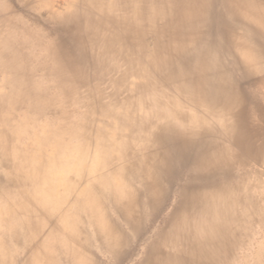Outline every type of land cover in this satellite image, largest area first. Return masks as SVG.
<instances>
[{"label": "bare ground", "instance_id": "1", "mask_svg": "<svg viewBox=\"0 0 264 264\" xmlns=\"http://www.w3.org/2000/svg\"><path fill=\"white\" fill-rule=\"evenodd\" d=\"M72 8L60 22L69 46L71 33L112 83L99 96L110 124L45 132L48 144L3 136L10 187L0 191V264H101L98 251L119 264L147 233L139 264H253L264 231L251 199L264 185V0ZM15 21L0 3V65L18 73L8 43ZM46 50L54 70L70 71V56L63 65L57 48ZM69 80L62 76L64 89Z\"/></svg>", "mask_w": 264, "mask_h": 264}, {"label": "rangeland", "instance_id": "2", "mask_svg": "<svg viewBox=\"0 0 264 264\" xmlns=\"http://www.w3.org/2000/svg\"><path fill=\"white\" fill-rule=\"evenodd\" d=\"M43 2L45 5L43 3L41 8L34 9L31 8L32 1L25 3L21 0H0L2 7L8 9L16 18V31L15 34L12 33L8 43L15 51L13 57L15 65L21 66V71L17 73L14 69L0 65V101L10 99L0 104V191L10 187L5 181L10 169L8 165L2 163L6 157V151L1 143L4 135L13 133L12 136L15 138L30 137L32 142L28 143L33 145L41 141L48 144L44 137L45 132L61 134L72 128L78 129L77 127L85 121L95 122L96 127L110 124V119L104 118L99 96L103 91L110 94L113 91L112 83L106 80L105 75L95 72L92 61L82 55L80 45L72 39L71 33L69 46V34L60 22L69 13L72 15L73 3L79 5L82 0ZM46 4H49L50 8H47ZM51 9L57 13V19H49ZM25 31L27 37L23 42L20 36ZM35 42H38L37 47H34ZM147 43L153 49L157 44L156 35L151 34ZM49 45L58 49L57 56L63 65H67L70 56V71L58 72L52 68L46 52ZM34 48L37 49L32 55ZM64 75L70 79L65 89L60 83ZM70 143L75 146L81 144L77 140H70ZM43 155L45 159L57 156L50 152ZM263 188L264 185H260V188L251 195L259 216L264 212ZM175 203L176 198L172 196L163 212L155 218L154 227L162 225L164 217L172 211ZM257 233L259 239L256 238L255 244L252 245L251 261L253 264H264V253H257L258 243L264 239V231L258 230ZM148 236L147 233L138 239L119 264H139ZM98 256L101 264H116L101 251H98Z\"/></svg>", "mask_w": 264, "mask_h": 264}]
</instances>
